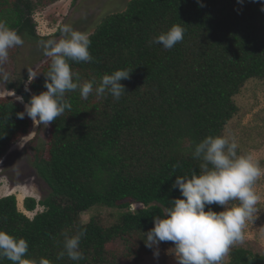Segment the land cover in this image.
Segmentation results:
<instances>
[{
    "label": "trees",
    "instance_id": "16d2710c",
    "mask_svg": "<svg viewBox=\"0 0 264 264\" xmlns=\"http://www.w3.org/2000/svg\"><path fill=\"white\" fill-rule=\"evenodd\" d=\"M56 1L0 0V21L21 37L44 41L36 35L33 12ZM261 7L251 0L243 6L237 0H131L102 21L89 36L94 61L69 63L81 82L94 79V87L103 75L127 69L132 73L121 81L126 94L117 101L108 93L86 100L78 90L66 93L71 110L49 124L46 145L31 148L49 195L24 200L33 218L20 211L16 196L0 199V230L27 241L26 259L77 264L67 255L57 257L65 235L84 231L78 264L147 263L158 249L145 247L143 233L154 227V217L165 218L171 201L182 198L173 188L176 176L200 174L195 146L221 135L235 138L238 154L262 144L253 129L237 127L240 99L264 86ZM177 24L185 29L182 42L171 50L152 43ZM50 62L31 81L30 93L2 78L0 83L27 103L46 91ZM23 111L10 97L0 102V162L31 131V119L17 115ZM176 164L181 166L173 170ZM88 213L93 214L84 221ZM159 246L174 254L172 242ZM222 261L264 264V251L240 240ZM0 264L12 262L5 258Z\"/></svg>",
    "mask_w": 264,
    "mask_h": 264
},
{
    "label": "clouds",
    "instance_id": "9594fccd",
    "mask_svg": "<svg viewBox=\"0 0 264 264\" xmlns=\"http://www.w3.org/2000/svg\"><path fill=\"white\" fill-rule=\"evenodd\" d=\"M245 0H237L243 6ZM261 3L264 12V0H251ZM200 3V0H197ZM201 7L204 5L201 4ZM59 40L41 41L45 57L50 58V66L45 76L46 91L32 95L25 103L22 96L16 100L24 104V111L18 113L23 119L25 115L34 124L47 127L66 110H71V104L66 100V93L79 91L82 99L90 95L102 97L110 94L114 100H119L126 94L121 83L130 77L132 72L127 69L116 70L112 74L102 76L99 84L94 87L95 80L81 82L79 73L72 70V62H93L90 54V37L85 32L74 30L69 24L60 28ZM185 29L182 25H173L166 32L156 36L152 43L162 45L171 50L182 42ZM24 40L12 28L0 21V65L9 59V51L22 46ZM39 74L28 70L29 82ZM0 78L7 80V75L0 68ZM25 91H28L27 87ZM14 95V93H13ZM239 145L231 136H208L195 146L192 156L201 160L200 174L195 171L191 176H176L173 188L179 189L182 198L171 201V207L166 208L165 218L154 217V227L144 234L145 247L158 249L161 242H172L177 264H222L230 248L243 239L242 229L256 211L260 197L254 190L257 180L264 176V168L260 166L252 154H238ZM181 165H173V170ZM238 204L231 205V202ZM211 205L223 208L220 212L211 210ZM208 207V211L205 208ZM85 232L67 236L63 242V251L58 259L65 255L73 261L84 259L80 243ZM29 246L25 239L0 230V262L7 259L12 264H33L26 259ZM158 257V251H154ZM40 264H50L42 260Z\"/></svg>",
    "mask_w": 264,
    "mask_h": 264
},
{
    "label": "rangeland",
    "instance_id": "374dc122",
    "mask_svg": "<svg viewBox=\"0 0 264 264\" xmlns=\"http://www.w3.org/2000/svg\"><path fill=\"white\" fill-rule=\"evenodd\" d=\"M130 1L58 0L54 3L36 6L32 21L35 25L36 35L46 38V40L62 38L61 34L59 35L57 32L65 24L91 36L105 18L124 11ZM21 38L24 40V44L11 49L8 61L4 65H0V68L7 75V83H13L17 88L23 86L24 91L27 87L28 91L26 92L30 93L31 82H29L28 70L33 69L37 73L40 72L50 61V58L44 56L41 41L28 39L25 36ZM17 96L20 95L9 90L8 85L0 83V102L9 97L16 100ZM240 100L241 117L237 122V127L243 130L253 129L255 136L263 140L258 148L250 151V154L264 168V86L255 89L248 100L246 97ZM20 104L24 107V104ZM31 122L30 133L21 137L11 146L0 162V199L10 195L16 196L20 211L33 218L35 214L25 211L24 200L33 198L39 201L48 196L49 191L34 167L31 148L41 144L46 145L49 125L44 127L34 124L32 120ZM254 190L260 199L255 206L256 211L252 218L245 223L242 229V240L253 243L264 251V176L257 180ZM39 210L42 211V208H38ZM91 214L93 213L85 214L84 221H87ZM158 253V257L153 256L144 264H177L175 254L169 253L168 250H164L160 246ZM222 264H224L223 261Z\"/></svg>",
    "mask_w": 264,
    "mask_h": 264
},
{
    "label": "flooded vegetation",
    "instance_id": "af4514ba",
    "mask_svg": "<svg viewBox=\"0 0 264 264\" xmlns=\"http://www.w3.org/2000/svg\"><path fill=\"white\" fill-rule=\"evenodd\" d=\"M35 1V0H34Z\"/></svg>",
    "mask_w": 264,
    "mask_h": 264
}]
</instances>
